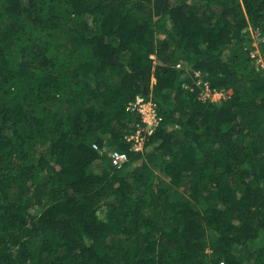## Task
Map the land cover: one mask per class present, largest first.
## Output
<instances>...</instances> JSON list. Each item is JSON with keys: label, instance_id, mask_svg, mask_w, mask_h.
<instances>
[{"label": "trees", "instance_id": "obj_1", "mask_svg": "<svg viewBox=\"0 0 264 264\" xmlns=\"http://www.w3.org/2000/svg\"><path fill=\"white\" fill-rule=\"evenodd\" d=\"M256 30L264 0H0V264H264Z\"/></svg>", "mask_w": 264, "mask_h": 264}, {"label": "built area", "instance_id": "obj_2", "mask_svg": "<svg viewBox=\"0 0 264 264\" xmlns=\"http://www.w3.org/2000/svg\"><path fill=\"white\" fill-rule=\"evenodd\" d=\"M254 35L257 43H253L254 49L252 50V56L255 57V62L257 63L258 67L264 70V33L259 30H256ZM261 43H263V45H261ZM178 66H181V63H178ZM196 73L200 74V71ZM197 84L201 88V96L203 98H209L212 101H215L216 103H221L228 97L224 89L213 87L206 80H197ZM128 107L138 109L141 112L143 121L146 122V128L148 133H151L153 131V127L157 125L161 120L156 102L152 99H146L143 95H137L136 100L130 102L128 104ZM148 114H151V119H148ZM145 135L146 134L142 132V128L137 129L135 134L130 135L129 138L133 137L135 139V149L139 150L142 148L143 143L141 139H144ZM95 147L98 148L96 144ZM110 155L112 163L115 166H121L125 161L129 159V154L125 150L113 149Z\"/></svg>", "mask_w": 264, "mask_h": 264}, {"label": "rangeland", "instance_id": "obj_3", "mask_svg": "<svg viewBox=\"0 0 264 264\" xmlns=\"http://www.w3.org/2000/svg\"><path fill=\"white\" fill-rule=\"evenodd\" d=\"M161 33H164L165 34V32L164 31H161ZM255 33V32H254ZM255 42H253V43H257V41L256 40H254ZM149 116H147L148 117V119H151L152 118V116H151V114H148ZM149 128H151V127H149ZM145 138V137H144ZM143 140L144 139H141V141H142V143H143Z\"/></svg>", "mask_w": 264, "mask_h": 264}]
</instances>
